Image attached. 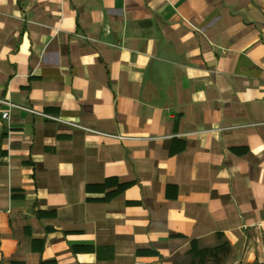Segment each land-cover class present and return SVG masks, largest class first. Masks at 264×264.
Returning <instances> with one entry per match:
<instances>
[{"label": "crops", "instance_id": "obj_1", "mask_svg": "<svg viewBox=\"0 0 264 264\" xmlns=\"http://www.w3.org/2000/svg\"><path fill=\"white\" fill-rule=\"evenodd\" d=\"M217 234L264 264V0H0V264Z\"/></svg>", "mask_w": 264, "mask_h": 264}, {"label": "rangeland", "instance_id": "obj_2", "mask_svg": "<svg viewBox=\"0 0 264 264\" xmlns=\"http://www.w3.org/2000/svg\"><path fill=\"white\" fill-rule=\"evenodd\" d=\"M159 264H236L233 247L222 235H210L181 246L172 256L160 258Z\"/></svg>", "mask_w": 264, "mask_h": 264}, {"label": "built area", "instance_id": "obj_3", "mask_svg": "<svg viewBox=\"0 0 264 264\" xmlns=\"http://www.w3.org/2000/svg\"><path fill=\"white\" fill-rule=\"evenodd\" d=\"M1 101L7 103V104L10 106L9 108L14 107V106H13L14 104H12L11 102H8V101H5V100H1ZM25 109H27V110H29V111H31V112H33V113L43 114V115H45V116H47V117H50V118H53V119H55V120L64 121L65 123H68V124H71V125L74 124L73 122H70V121H67V120L60 119L59 117H56V116H51V115H46V114L41 113V112H36V110H34V109H32V108H25ZM9 113H10V110H6V111H4V112L2 113V116H3L4 118H8V117H9ZM131 264H139V263H138V262H133V263H131ZM236 264H241V263H240V262H236Z\"/></svg>", "mask_w": 264, "mask_h": 264}, {"label": "trees", "instance_id": "obj_4", "mask_svg": "<svg viewBox=\"0 0 264 264\" xmlns=\"http://www.w3.org/2000/svg\"><path fill=\"white\" fill-rule=\"evenodd\" d=\"M194 240H192V242H193ZM255 264H263V263H259V262H256Z\"/></svg>", "mask_w": 264, "mask_h": 264}]
</instances>
